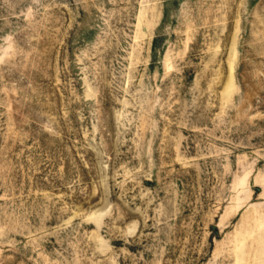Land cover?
Wrapping results in <instances>:
<instances>
[{
  "label": "rangeland",
  "instance_id": "1",
  "mask_svg": "<svg viewBox=\"0 0 264 264\" xmlns=\"http://www.w3.org/2000/svg\"><path fill=\"white\" fill-rule=\"evenodd\" d=\"M0 264H264V0H0Z\"/></svg>",
  "mask_w": 264,
  "mask_h": 264
}]
</instances>
